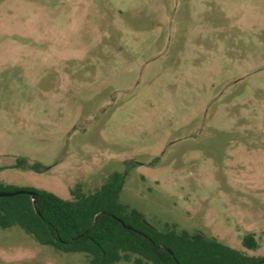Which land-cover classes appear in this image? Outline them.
Wrapping results in <instances>:
<instances>
[{"label":"rangeland","instance_id":"obj_1","mask_svg":"<svg viewBox=\"0 0 264 264\" xmlns=\"http://www.w3.org/2000/svg\"><path fill=\"white\" fill-rule=\"evenodd\" d=\"M0 168L64 200L128 170L151 225L264 257V0H0ZM0 264L89 259L0 227Z\"/></svg>","mask_w":264,"mask_h":264},{"label":"trees","instance_id":"obj_2","mask_svg":"<svg viewBox=\"0 0 264 264\" xmlns=\"http://www.w3.org/2000/svg\"><path fill=\"white\" fill-rule=\"evenodd\" d=\"M14 168L45 171L25 158ZM127 175L128 170L109 175L90 194L78 184L70 200L46 190L25 189L36 194V206L27 194L0 197V227H20L41 245L62 253L85 254L89 264L130 262L132 255L138 256L136 264H264V257L249 256L201 232L190 233L170 224L162 229L151 225L143 213L121 201ZM14 190L20 189H7L0 183V191ZM243 247L257 250L259 242L247 235Z\"/></svg>","mask_w":264,"mask_h":264},{"label":"water","instance_id":"obj_3","mask_svg":"<svg viewBox=\"0 0 264 264\" xmlns=\"http://www.w3.org/2000/svg\"><path fill=\"white\" fill-rule=\"evenodd\" d=\"M20 194H27V195H30L32 196V199H33V203H34V206H36V194L32 191H29V190H24V189H20V190H16L14 192H4V191H0V197H11V196H15V195H20ZM120 222H122V220L118 219ZM122 224L127 228V229H130L129 226L125 225L123 222Z\"/></svg>","mask_w":264,"mask_h":264}]
</instances>
